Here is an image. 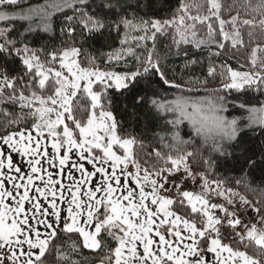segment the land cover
Here are the masks:
<instances>
[{"label": "snow or ice", "instance_id": "1", "mask_svg": "<svg viewBox=\"0 0 264 264\" xmlns=\"http://www.w3.org/2000/svg\"><path fill=\"white\" fill-rule=\"evenodd\" d=\"M64 9L61 45L30 46L33 33L55 32L50 10ZM152 9L151 0H0V264H264V180L248 175L257 160L245 156L240 176L218 171L242 133L264 135V101L251 104L264 97V45L254 44L264 0H178L168 18ZM105 30L118 47L83 46ZM170 56L184 70L201 66L204 78L187 83L219 86L191 101L161 100L152 87V108L172 119L146 141L124 131L111 93L157 78L184 91L169 79ZM229 108L247 115L229 118Z\"/></svg>", "mask_w": 264, "mask_h": 264}, {"label": "trees", "instance_id": "2", "mask_svg": "<svg viewBox=\"0 0 264 264\" xmlns=\"http://www.w3.org/2000/svg\"><path fill=\"white\" fill-rule=\"evenodd\" d=\"M45 0H28L31 5L39 3ZM185 2H191V0H185ZM227 3H231V0H226ZM242 2V0H241ZM134 3V0H133ZM143 3V0H141ZM153 6L152 11L148 12L149 16H157L168 18L172 11L178 6V0H151ZM27 6V5H25ZM131 11V9H129ZM147 9H142L139 11V15H144ZM71 15L69 9H64L63 12H54L52 14V19L54 22L55 32L47 33L44 31H37L32 34L30 38V46L40 47L41 45H47L49 50L57 48L61 45V41L66 39L60 34V26L64 19V15ZM192 14H195V8L192 9ZM235 15V11L232 13ZM242 18H248L244 16L243 11H241ZM0 26H3V22H0ZM206 29L200 30L199 34H205ZM258 34V30H257ZM255 43H260L264 45V39H260L257 35ZM167 41L160 40L159 48L161 53L166 51ZM83 46L94 54L100 52H108L111 48L118 47V37L115 30L108 31L105 30L102 33L93 34L92 36L85 35ZM190 55L195 54L198 58L204 59L205 53L199 52L190 46H186ZM248 52L241 50L238 53V59L240 63H243ZM233 68H239L237 60L228 61ZM184 58L170 56L166 61V66L171 71L168 72L169 79L174 80L176 83L182 85L184 91H180L176 88L169 87L158 83V78L153 80L152 85H145L144 81L135 84L131 91L124 90H112V101L114 105V111L117 113V118L122 121L124 131L133 132L140 137L144 138L146 141H152L155 134H163L166 130L170 129V125H166L165 121L172 119L171 114H166L164 112L157 113L155 109L152 108L150 100L153 97L152 87H157L159 90V98L161 100L173 101L178 96H183L189 98V100L197 99L208 95L204 90L205 88L218 87V82L209 83L207 85L201 84H189L187 81L189 77L195 75L199 76L201 79L204 78V71L200 65H194L188 70L183 69ZM206 64V61H205ZM188 88H192V91H187ZM137 96H145L146 99L144 103H139L136 99ZM260 101H264V97H251V104L256 107L260 106ZM229 118L234 116L242 117L246 116L247 113L244 110H237L229 108L226 113ZM181 134L188 138L192 135L193 130L188 125L187 122L180 126ZM197 144H199V138H197ZM232 155L229 157H221L219 160V172L229 173L235 176L241 175V165L245 156H249L252 159L257 160V166L252 169H248V175L256 183L264 180V163L261 162L260 158L262 153H264V135L261 134L259 128L253 131H245L241 134L240 143L231 149ZM247 169V166L244 165ZM85 256H89L87 250L84 251Z\"/></svg>", "mask_w": 264, "mask_h": 264}, {"label": "rangeland", "instance_id": "3", "mask_svg": "<svg viewBox=\"0 0 264 264\" xmlns=\"http://www.w3.org/2000/svg\"><path fill=\"white\" fill-rule=\"evenodd\" d=\"M46 3V0L45 1H41V2H39V3H36V4H33V5H43V4H45ZM25 7H27V6H25ZM51 12H52V14L54 13V12H56V11H54V10H50ZM201 36H203L204 34H200Z\"/></svg>", "mask_w": 264, "mask_h": 264}]
</instances>
